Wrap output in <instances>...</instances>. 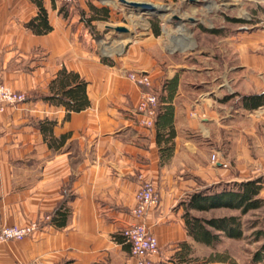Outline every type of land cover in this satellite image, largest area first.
I'll use <instances>...</instances> for the list:
<instances>
[{
    "label": "crops",
    "instance_id": "obj_1",
    "mask_svg": "<svg viewBox=\"0 0 264 264\" xmlns=\"http://www.w3.org/2000/svg\"><path fill=\"white\" fill-rule=\"evenodd\" d=\"M38 1L51 27L42 35L27 27L34 0H0V84L28 96L0 111V227L38 223L25 239L0 242V264H133L121 233L135 222L141 181L154 184L159 199L144 217L157 242L156 264H180L183 251L184 260L197 259L190 264H229L202 263L233 239L219 236L212 247L192 240L178 204L210 185L252 178H260L257 197L264 199V104L224 100L264 91V33L227 36L228 47L217 51L228 54L226 63L207 62L202 48L197 62L204 65L189 66L193 54L168 49L165 20L144 15L129 23L134 13L119 0ZM119 24L125 32L115 31ZM62 68L86 82L89 102L67 117L65 108L37 97L49 94ZM134 72L148 76L160 111L172 112L166 158L168 130L140 124L144 88L126 77ZM211 153L227 167L210 162ZM65 187L68 219L59 228L50 215ZM217 209L222 213L205 218L238 215Z\"/></svg>",
    "mask_w": 264,
    "mask_h": 264
},
{
    "label": "trees",
    "instance_id": "obj_2",
    "mask_svg": "<svg viewBox=\"0 0 264 264\" xmlns=\"http://www.w3.org/2000/svg\"><path fill=\"white\" fill-rule=\"evenodd\" d=\"M34 2L37 7V12L32 21L27 24V27L35 34H47L51 27L48 24L45 11L41 2L38 0H34ZM72 2H74V0H72ZM88 21L89 20H87L86 23H88ZM210 32L215 31L212 30ZM85 85L86 82H84L78 74L66 71L62 68L57 72L56 76L48 82L47 88L49 94H38L37 97L42 101L50 102L53 105L65 108V116L67 117L70 112L77 113L88 107L89 102L86 98ZM236 96L239 97L240 102L245 107H258L264 104V91L259 94L239 95L235 93L232 95H225L224 100ZM26 99H28V96ZM160 110L161 108L157 105L153 122L159 126L160 129L168 130L167 136L164 139L165 147L163 148V155L166 158L170 153V146L166 145V139L172 138L173 136V127L171 126L172 112L169 107H164L162 111ZM49 124H53V122L50 121ZM260 188V178H252L239 182L217 183L191 193L185 200H182V202L178 204L183 208L182 218L184 220V226H186L187 235L192 240L201 242L210 247L220 242L219 236L240 240L244 236L241 217L249 212V210L259 209L264 205V199L257 197ZM67 197L68 188L65 187L61 192L60 201H58V204L50 215V222L53 226L60 228L66 224L68 219V208L66 207ZM217 208L236 210L238 211V215L211 217L208 219L202 216H194L191 213V211L207 212ZM180 246L182 249L184 248L185 251L188 250L185 242L180 244ZM183 252L177 254V258L181 260L180 264H190L191 261H197V259L191 258L184 260ZM261 255V252L255 254L254 263L263 261V256ZM213 261L227 263L230 262V258L224 253L213 252L207 258L202 259V263Z\"/></svg>",
    "mask_w": 264,
    "mask_h": 264
},
{
    "label": "rangeland",
    "instance_id": "obj_3",
    "mask_svg": "<svg viewBox=\"0 0 264 264\" xmlns=\"http://www.w3.org/2000/svg\"><path fill=\"white\" fill-rule=\"evenodd\" d=\"M132 1L148 3L153 7V10L142 11L139 8L129 7V13H134L135 16L130 14L125 17V21L130 23L132 20H145L144 15L165 20L169 29L168 49L175 55L193 54L187 60L189 66L191 64L199 67L204 65L202 62H197L198 52L202 48H206L203 52L206 53L204 60L207 62H215L217 65L226 63L229 59L228 54L217 52L219 47H228L224 38L233 34L236 37H243L245 33L249 32L255 36L264 33V0ZM119 26L123 25L119 24ZM206 29H212L216 33L210 35ZM178 40L185 45V48L180 46L175 48ZM103 47L101 51L107 46ZM218 72L217 70L216 75ZM227 85L225 88L231 91L230 85ZM218 213H222V211L212 209L208 214H199L208 217ZM241 220L244 236L240 240L222 241L217 250L229 256V264H264V205L262 208L249 210L241 217ZM257 252H261L263 261L254 263V256Z\"/></svg>",
    "mask_w": 264,
    "mask_h": 264
},
{
    "label": "built area",
    "instance_id": "obj_4",
    "mask_svg": "<svg viewBox=\"0 0 264 264\" xmlns=\"http://www.w3.org/2000/svg\"><path fill=\"white\" fill-rule=\"evenodd\" d=\"M64 4H71L72 0H57ZM264 27V24H263ZM127 79L134 85L144 88L140 91L136 105L137 113L142 116L140 124L150 128L153 125L155 109L158 104L155 93L150 89V79L143 73H129ZM26 100V94L22 91H14L0 84V111L7 106H15ZM210 162H217L221 168L227 167V163L219 161L216 153H211ZM140 187L135 192V206L131 210L135 222L126 226L121 235L123 242L129 245V255L133 264H156L158 246L156 239L146 228L144 217L146 212L158 204V194L154 184L141 181ZM38 228V223L31 222L24 226L10 225L0 227V242L20 241L25 239ZM33 264V263H30Z\"/></svg>",
    "mask_w": 264,
    "mask_h": 264
},
{
    "label": "water",
    "instance_id": "obj_5",
    "mask_svg": "<svg viewBox=\"0 0 264 264\" xmlns=\"http://www.w3.org/2000/svg\"><path fill=\"white\" fill-rule=\"evenodd\" d=\"M119 1L130 8H139L142 11L153 10V7L148 3L136 2L132 0L131 1L119 0ZM115 31L125 32L126 29L121 26H118V27H115Z\"/></svg>",
    "mask_w": 264,
    "mask_h": 264
},
{
    "label": "bare ground",
    "instance_id": "obj_6",
    "mask_svg": "<svg viewBox=\"0 0 264 264\" xmlns=\"http://www.w3.org/2000/svg\"><path fill=\"white\" fill-rule=\"evenodd\" d=\"M179 41V40H178ZM176 46V45H175ZM177 46H180V47H182V48H185V45L184 44H182V42L181 41H179L178 43H177Z\"/></svg>",
    "mask_w": 264,
    "mask_h": 264
}]
</instances>
